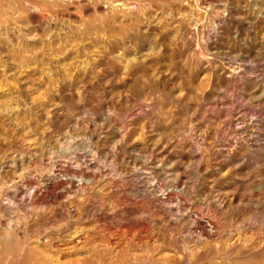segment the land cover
<instances>
[{"label":"rangeland","instance_id":"1","mask_svg":"<svg viewBox=\"0 0 264 264\" xmlns=\"http://www.w3.org/2000/svg\"><path fill=\"white\" fill-rule=\"evenodd\" d=\"M18 1L0 264H264V0Z\"/></svg>","mask_w":264,"mask_h":264},{"label":"bare ground","instance_id":"2","mask_svg":"<svg viewBox=\"0 0 264 264\" xmlns=\"http://www.w3.org/2000/svg\"><path fill=\"white\" fill-rule=\"evenodd\" d=\"M38 1V0H37ZM15 3H16V1H15ZM19 5H24V4H26V3H28L29 5L31 4H33L30 0H19L18 2H17ZM39 4H37V3H34L33 4V6L35 7H37ZM22 14V13H21ZM1 17V16H0ZM20 193H19V191L17 190V191H15V193H13V196H12V200L13 199H16L17 197H18V195H19ZM16 197V198H15ZM27 232V231H26ZM22 233H24V232H22ZM25 234V233H24ZM23 236V235H22ZM26 237V236H25ZM19 240V239H18ZM26 240V239H25ZM24 240V241H25ZM20 242V241H19ZM22 244V243H21ZM27 245V244H26ZM16 249V248H15ZM21 249V248H20ZM20 249H18V250H20ZM14 251V250H13ZM11 253V252H10ZM13 253V252H12ZM20 254H22V253H20ZM29 254V253H28ZM12 256V255H11ZM25 256V255H24ZM28 258H30V257H28ZM16 259V258H15ZM24 260V259H23Z\"/></svg>","mask_w":264,"mask_h":264}]
</instances>
